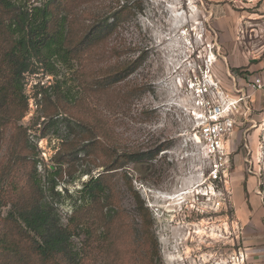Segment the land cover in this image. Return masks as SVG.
<instances>
[{
    "label": "rangeland",
    "instance_id": "obj_1",
    "mask_svg": "<svg viewBox=\"0 0 264 264\" xmlns=\"http://www.w3.org/2000/svg\"><path fill=\"white\" fill-rule=\"evenodd\" d=\"M76 1L78 36L95 16L123 10L121 21L79 59L50 69L33 60V72L6 99L13 105L0 106V166L10 168L0 177L7 192L0 225L8 197L27 198L34 180L71 227L76 264H230L239 252L244 264H264V110L235 115L224 178L209 180L211 160L191 136L182 94L197 65L229 90L235 73L226 45L243 42V17L264 14L263 0ZM230 16L234 36L229 29L222 35ZM128 65L132 72L118 83L92 86ZM135 152L139 159H122ZM109 165L105 207L87 206L74 217L88 203L78 198L82 184Z\"/></svg>",
    "mask_w": 264,
    "mask_h": 264
},
{
    "label": "trees",
    "instance_id": "obj_2",
    "mask_svg": "<svg viewBox=\"0 0 264 264\" xmlns=\"http://www.w3.org/2000/svg\"><path fill=\"white\" fill-rule=\"evenodd\" d=\"M29 1L0 0V106L6 107L7 100L15 96L24 74L33 72L30 68L33 60L46 64L50 69L49 65L54 61L66 63L79 59L83 53L96 49L115 31L123 11L118 10L108 18L95 16L78 36L72 27L75 22L72 9L79 4L76 0H43L30 5ZM132 69L129 65L112 67L92 81V86L107 89L128 76ZM232 70L242 72L240 68ZM8 104L13 105L12 100ZM139 156L140 152L125 153L122 159L137 160ZM114 161L118 162V158ZM109 166L82 184L78 198L88 203L74 210V217L81 210L89 209L87 206L105 207L107 203L103 198L109 187L106 172L115 168L114 165ZM0 169L1 177L10 168L0 166ZM31 183L27 198L8 197L11 207L1 220L3 225H0V264H52L59 260L76 264L71 247V227L60 222L54 207L43 197L40 185L34 180ZM53 189L52 185L50 191ZM6 194L5 190L0 198ZM136 203L143 211L139 198H136ZM101 216L108 217V213L103 212ZM9 227L15 229L12 237L8 234Z\"/></svg>",
    "mask_w": 264,
    "mask_h": 264
},
{
    "label": "built area",
    "instance_id": "obj_3",
    "mask_svg": "<svg viewBox=\"0 0 264 264\" xmlns=\"http://www.w3.org/2000/svg\"><path fill=\"white\" fill-rule=\"evenodd\" d=\"M231 74V85L226 90L209 70L197 65L192 75L185 78L183 86V99L187 101L185 109L192 124L191 136L203 156L211 160L209 180H223L228 154L226 136L233 129L235 115L247 113L250 93L264 89V70L247 76L241 85ZM244 256L242 252L231 255L229 263L244 264Z\"/></svg>",
    "mask_w": 264,
    "mask_h": 264
},
{
    "label": "crops",
    "instance_id": "obj_4",
    "mask_svg": "<svg viewBox=\"0 0 264 264\" xmlns=\"http://www.w3.org/2000/svg\"><path fill=\"white\" fill-rule=\"evenodd\" d=\"M251 6V5H249ZM261 9L264 10V0L260 4ZM232 17L225 27L224 34H228V29L234 36V29H236V21L234 16ZM242 26V41L241 38L238 42L229 43L226 45L228 55V64L231 67V71L235 73L238 80V84H242L244 78L251 76L260 70H264V14L252 13L243 17ZM259 41L258 44L254 42ZM240 68L242 72L233 71L232 69ZM249 105L251 108H258L264 110V89L257 90L250 93Z\"/></svg>",
    "mask_w": 264,
    "mask_h": 264
},
{
    "label": "bare ground",
    "instance_id": "obj_5",
    "mask_svg": "<svg viewBox=\"0 0 264 264\" xmlns=\"http://www.w3.org/2000/svg\"><path fill=\"white\" fill-rule=\"evenodd\" d=\"M183 34H184V32H183ZM173 198V197H172ZM171 199V198H170ZM178 199V198H177ZM212 235H214V233H212Z\"/></svg>",
    "mask_w": 264,
    "mask_h": 264
}]
</instances>
